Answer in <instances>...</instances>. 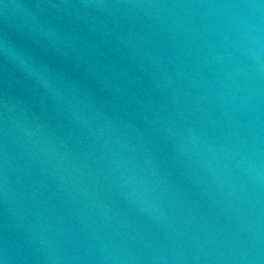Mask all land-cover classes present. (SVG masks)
<instances>
[{
    "label": "water",
    "instance_id": "95a60500",
    "mask_svg": "<svg viewBox=\"0 0 264 264\" xmlns=\"http://www.w3.org/2000/svg\"><path fill=\"white\" fill-rule=\"evenodd\" d=\"M4 264H264V0H0Z\"/></svg>",
    "mask_w": 264,
    "mask_h": 264
},
{
    "label": "clouds",
    "instance_id": "9594fccd",
    "mask_svg": "<svg viewBox=\"0 0 264 264\" xmlns=\"http://www.w3.org/2000/svg\"><path fill=\"white\" fill-rule=\"evenodd\" d=\"M0 264H4V262L2 260H0Z\"/></svg>",
    "mask_w": 264,
    "mask_h": 264
}]
</instances>
